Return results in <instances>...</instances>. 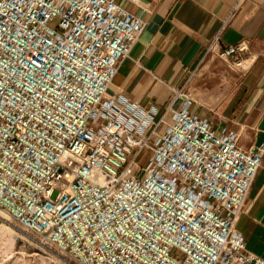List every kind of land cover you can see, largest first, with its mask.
<instances>
[{
	"label": "built area",
	"instance_id": "obj_1",
	"mask_svg": "<svg viewBox=\"0 0 264 264\" xmlns=\"http://www.w3.org/2000/svg\"><path fill=\"white\" fill-rule=\"evenodd\" d=\"M145 24L115 0H0V215L68 264H264L237 230L264 146L107 94Z\"/></svg>",
	"mask_w": 264,
	"mask_h": 264
},
{
	"label": "crops",
	"instance_id": "obj_2",
	"mask_svg": "<svg viewBox=\"0 0 264 264\" xmlns=\"http://www.w3.org/2000/svg\"><path fill=\"white\" fill-rule=\"evenodd\" d=\"M115 2L146 24L109 96L153 107L155 120L163 117L169 124L168 108L182 109L207 120L219 135L236 134L244 150L264 146V0ZM216 34L220 49L247 46L244 67L207 52ZM237 230L246 251L264 260V157Z\"/></svg>",
	"mask_w": 264,
	"mask_h": 264
},
{
	"label": "rangeland",
	"instance_id": "obj_3",
	"mask_svg": "<svg viewBox=\"0 0 264 264\" xmlns=\"http://www.w3.org/2000/svg\"><path fill=\"white\" fill-rule=\"evenodd\" d=\"M147 158L148 154H145L139 163L144 166ZM5 219L2 220L4 234L0 238V264H68L62 256L41 247L35 239Z\"/></svg>",
	"mask_w": 264,
	"mask_h": 264
},
{
	"label": "bare ground",
	"instance_id": "obj_4",
	"mask_svg": "<svg viewBox=\"0 0 264 264\" xmlns=\"http://www.w3.org/2000/svg\"><path fill=\"white\" fill-rule=\"evenodd\" d=\"M1 218H2V220L6 221L5 217H1ZM3 234H4V225H2V222H1V224H0V238L2 237Z\"/></svg>",
	"mask_w": 264,
	"mask_h": 264
}]
</instances>
